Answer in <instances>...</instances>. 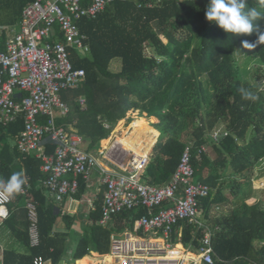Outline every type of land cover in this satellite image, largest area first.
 <instances>
[{"label": "trees", "instance_id": "trees-1", "mask_svg": "<svg viewBox=\"0 0 264 264\" xmlns=\"http://www.w3.org/2000/svg\"><path fill=\"white\" fill-rule=\"evenodd\" d=\"M32 1L0 0V29L16 24ZM206 2L113 0L95 18H80L77 25L87 37L91 52L87 57L74 53L70 56L73 66L82 68L85 76L79 86L61 92L69 111L57 117L56 123L81 135L88 150H97L110 131L103 127L104 120L115 125L126 112L135 109L148 114L153 122L157 121L154 128L160 135L143 179L153 185L166 184L185 146L190 144L195 181L210 187L208 196L199 201L200 209L208 225L219 227L213 230L212 264H264V200L251 195L256 164L264 158V91L242 78L234 57L238 44L256 40L257 33L236 36L225 32L206 19ZM246 3L264 12L255 0ZM255 23L264 31V17ZM5 38L6 33L1 32L0 49ZM252 50L264 68V45ZM114 59H120L118 71L111 70ZM256 78L260 81L261 77ZM241 88L260 99H242ZM81 96L86 101L83 109L78 104ZM131 118V123L123 120L114 129L121 132L119 137H125L135 127L151 133L152 141L157 138L159 132L144 118L132 114ZM23 128L22 114L7 125L0 124V173L6 180L14 172H23L29 184L27 195L37 203L40 242L30 256L8 251L5 264H32L35 255H42L50 264H59L66 233L51 235L55 216L41 186L45 176L39 170L41 160L12 145ZM214 130L219 131L216 137ZM48 144L50 152L54 146ZM202 145L205 152L198 150ZM83 187L84 180L80 178L78 190ZM226 188L230 190L228 194ZM216 204H229V212L212 215ZM25 212L27 216V209ZM145 212L144 207L124 210L113 216L110 226L103 227L98 224L100 207L89 235L78 241L68 263L87 255L89 250L109 253L113 231L128 228L142 235L137 223ZM28 225L27 219L24 239L29 245ZM204 233V228L180 221L170 241L197 254Z\"/></svg>", "mask_w": 264, "mask_h": 264}, {"label": "built area", "instance_id": "built-area-1", "mask_svg": "<svg viewBox=\"0 0 264 264\" xmlns=\"http://www.w3.org/2000/svg\"><path fill=\"white\" fill-rule=\"evenodd\" d=\"M112 1L33 0L24 7L17 27L10 28L18 32L7 40L6 49L0 50V124L7 125L19 114L24 115V128L16 136V146L21 152H37L45 174L41 186L56 202L75 194L79 178L88 180L97 170L105 186L100 225H109L113 216L124 210L144 207L148 212L140 217L138 226L153 236H162L167 252L174 253L176 249L169 240L171 234L180 221H189L197 229H205L196 255L200 256V263L212 264L213 230L219 227L208 225L200 214L199 201L208 196L210 187L194 180L190 144L185 146L171 179L158 186L142 177L150 160L149 152L137 155L109 137L108 144L98 150L104 160L102 164L95 154L85 150L81 135L56 123L59 115L64 116L69 111L61 92L79 85L85 76L84 70L75 68L70 58L71 48L79 55H85L90 49L77 20L95 18ZM56 28L63 41L59 40ZM79 102L83 105L85 99L80 98ZM103 126L111 130L109 124L103 123ZM218 133L215 131L213 136ZM48 143L54 146L50 154L44 152V144ZM198 150L205 152L206 147L202 145ZM27 192L28 188L24 187L21 194ZM10 202L0 198V221L9 215ZM26 208L29 244L38 247L37 204L28 198ZM112 241V252L116 256L127 255L122 264H183L182 258H168L153 252L148 254L163 259L134 258L131 243L116 235ZM32 264H48V260L35 255Z\"/></svg>", "mask_w": 264, "mask_h": 264}, {"label": "crops", "instance_id": "crops-1", "mask_svg": "<svg viewBox=\"0 0 264 264\" xmlns=\"http://www.w3.org/2000/svg\"><path fill=\"white\" fill-rule=\"evenodd\" d=\"M19 21L16 24H13L10 26H5L4 28L0 29V33L1 32L6 33V38L3 42V49H0V50H2V51L5 50L7 40L12 36L13 33L18 32L17 30L10 29V28H11V26L17 27ZM56 33L59 34V40L63 41V36L60 33L59 28H56ZM82 34H84V33H82ZM86 39H87V37H86ZM90 52H91V49H89V51L85 55H80V56L81 57H87L88 55H90ZM72 53L79 55V53H77V51L75 49L71 48L70 49V55H72ZM77 86H79V85H77ZM80 98L85 99V97H83V96H81ZM80 98L78 99V104L81 106V109H83L85 107L86 101L84 102L83 105H81L79 102ZM68 108H69V106H68ZM143 113H145V112H143ZM20 115L21 114H19L18 116H20ZM61 116L62 115H59L58 118ZM120 120H118V121H120ZM156 122H154V123H156ZM103 123L109 124L111 127V130H112V128H114L113 127L114 125H112L110 122H107L106 120H104L102 122V124ZM62 126L65 127L64 125H62ZM118 135H119L118 132H114L113 134H111V136L108 134L109 137L115 138V139H116V136H118ZM158 135H160V132L158 133ZM157 139L158 138H156L155 140L157 141ZM103 140L101 142V145L98 147L97 150H95V152H93V151L91 152L90 150H88V147L86 146V143H87L86 141L84 143V148L86 151L98 155L99 148H104V146L107 145V144L103 143ZM154 143H152V145H150L151 147L149 146L150 147L149 151H148L149 153H151V150H152ZM14 144L16 145V138L12 141V145H14ZM48 145L49 144H44V152L45 153L48 152L47 151ZM53 150L54 149H52V151H50L46 154L52 153ZM19 152H21V151H19ZM21 153H25V152H21ZM26 153L32 154L34 157L38 158L36 151H29ZM99 162L104 164V160H99ZM40 165H41V163H40ZM39 170L41 171L40 166H39ZM91 174H90L88 180H85L82 178L84 180V187L82 188L81 191L78 190L75 194L67 195L59 202H56L51 196H49L47 194L48 200H49V202H51L50 204L53 207V213L55 216L54 221H53L52 230H51V235H55L57 233H63V234L66 233V235H65L66 236L65 249H64L62 259L59 262V264H76L79 261H82V259H84L86 257H91L93 255H98V256H105V255L111 256V255H113V256H116L112 252V243H113L112 239H113L114 235H116V236H118V238H120L121 237L120 235H124L123 234L124 231L131 234L135 240L143 241V240H146L148 237L159 238V239L163 238L162 236L150 235L149 232H146L145 230L140 228L138 226V223H137V226H138L139 230L141 231L142 235H139L140 233L138 234V233H136V232H134L128 228L124 229L122 232L113 231L110 235L109 253L99 254L98 252H96L94 250H89V253L87 255H84L83 257L76 259L73 263H68V261H70L72 258L73 252L76 248L78 241L81 238L89 235L91 225L93 224V220H94V217L96 215L95 213L98 211V209H100V207H102L103 194H104L105 186L102 183L101 175L99 172H97V170L95 171L96 177L93 178L91 176ZM0 180H3V175L1 173H0ZM25 187L29 188V184L27 182L25 183ZM23 188H24V186H23ZM28 198H32V197L28 196L27 194H21L20 193L17 196H15L13 199H11V202L8 205L9 215L5 219L0 221V264L6 263L5 253H7L8 251H14L15 253H18L19 255H25V256H30L32 253L33 247H31L30 244L28 245L24 239V237L26 235V221L28 219V215L26 216V212H25V209H27L26 205H27ZM147 212H148V210L146 209L145 213H147ZM112 222H113V219L109 223V225H107V226H110ZM98 224H99V220H98ZM107 226H103V227H107ZM181 230H182L181 227H179L178 228L179 235L181 234ZM28 239H29V235H28ZM161 240H162V246H163L164 242L166 245V240L164 238ZM170 243L172 246H174V248H176V245H181V247L183 249L182 254H184V256L182 258H183V261H184V259L187 261L186 262L187 264H191V261H196V259H192L193 256L189 260L188 255H191V253H193V252H191L190 250H187L183 246V244L172 243L171 241H170ZM155 247H158V246L156 245ZM194 254H196V253H193V255ZM147 255L148 256H144V257H152L149 254H147ZM186 256H187V259L185 258ZM92 259H94V258L91 257V262H89V264H92V262H93ZM111 259H112V256H111ZM48 264H50V260H48ZM111 264H115V263L112 261ZM195 264H204V263H200V261L198 259L195 262Z\"/></svg>", "mask_w": 264, "mask_h": 264}, {"label": "clouds", "instance_id": "clouds-1", "mask_svg": "<svg viewBox=\"0 0 264 264\" xmlns=\"http://www.w3.org/2000/svg\"><path fill=\"white\" fill-rule=\"evenodd\" d=\"M260 9H264V0H255ZM205 16L209 22H215L227 33L236 36L251 35L257 33V39L249 42L242 40L243 49H255L258 45H264V31L255 23L264 17V12L256 7H247L246 0H207ZM242 99L256 102L259 95L245 88L240 89ZM26 183L23 172H14L6 180H0V198L5 201L13 199L23 191Z\"/></svg>", "mask_w": 264, "mask_h": 264}, {"label": "rangeland", "instance_id": "rangeland-1", "mask_svg": "<svg viewBox=\"0 0 264 264\" xmlns=\"http://www.w3.org/2000/svg\"><path fill=\"white\" fill-rule=\"evenodd\" d=\"M148 52V51H147ZM234 57L236 60V63L238 64L239 70L242 74V78L245 79L247 82H249L251 85H253L254 87H258L259 90L264 91V68L262 67V64L259 62L257 56L255 55V53L253 52V50H249V49H243L241 43L238 44L235 52H234ZM111 70L114 71H118L120 69V59H114L111 62ZM257 76L261 77L260 81H258V78H256ZM205 76L201 77V79L203 81H205ZM131 114L132 115H136V118H144L147 123L152 126L154 128L155 126V121L153 122L152 117H150L148 114H145L143 112H141L140 110H129L128 112H126L125 117L123 119H121L120 121H118L112 128V130L109 132V135L111 136V134L114 133V129L117 127V125H119L120 123L123 122V120H126V123H131L132 118H131ZM133 117V116H132ZM155 129V128H154ZM157 130V129H155ZM158 131V130H157ZM217 130H214V132ZM121 132L119 131L118 134H120ZM151 133L145 132L143 133L142 131L138 130L135 127H132L127 134L125 135V137L123 138L124 140H126V142L131 146V150L137 152V153H144L149 151V148L151 147L150 145L152 144V142L154 143L156 140L152 141L151 138ZM159 136V135H158ZM157 136V138H158ZM108 139L109 140V136L106 137L103 142ZM108 144V143H107ZM88 144L86 143V146ZM150 146V147H149ZM91 152H95V149H91ZM100 160H103V158L97 154H95ZM95 171H93V173L91 174V176L94 178L96 177L95 175ZM98 172V171H97ZM253 181L251 183V195L254 198H259L264 200V158L261 159L260 161H258V163L256 164L255 170H254V175L252 176ZM195 180V178H194ZM225 192L228 194L230 192L229 188L225 189ZM216 207H219L216 208ZM213 215H223L229 212L230 207L229 204H222V205H218L216 204L215 206L213 205ZM201 216L203 215L202 212H200ZM203 217V216H202ZM150 235H153L152 233H150ZM189 250V249H187ZM148 256V255H147ZM189 256V260L192 258L191 255ZM199 256H195L192 259H196V261L198 260ZM185 260V259H184ZM194 261V262H196ZM192 262V261H191Z\"/></svg>", "mask_w": 264, "mask_h": 264}, {"label": "bare ground", "instance_id": "bare-ground-1", "mask_svg": "<svg viewBox=\"0 0 264 264\" xmlns=\"http://www.w3.org/2000/svg\"><path fill=\"white\" fill-rule=\"evenodd\" d=\"M124 137H116V140L118 143L121 144V146L127 150V151H133L131 150V146L126 142V140L123 139ZM109 142L108 139H106L103 143L107 144ZM135 154L137 155H144L147 152L144 153H137L135 151H133ZM124 235H120V239L122 240H126V242L131 243V248L132 250H134L135 255L134 258H146L144 256H147L148 252H153V253H158L160 255H165L168 258H182L184 256L183 253V249L181 247V245H176V252L174 253H168L167 252V248L165 245V242L162 246V240L163 238H153V237H148L146 240H135L131 234L124 232ZM133 240V241H132ZM130 241V242H129ZM139 245V249H137ZM158 246V249H154L155 246ZM164 250V252H163ZM112 256V259H111ZM105 255V256H91L93 260L92 264H111V262L113 261L115 264H122L123 259H126L125 253H120L117 256H113V255ZM198 256V255H196ZM91 257H86L82 260V262L80 264H89V262H91ZM187 259V256L185 257ZM163 259V257H159V256H153L151 257L150 260H160ZM183 259V258H182ZM198 259H200V256L198 257ZM187 261L184 260L183 264H187Z\"/></svg>", "mask_w": 264, "mask_h": 264}]
</instances>
